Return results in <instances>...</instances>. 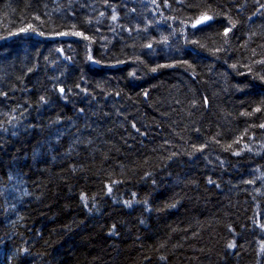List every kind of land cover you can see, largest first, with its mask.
<instances>
[{"label": "trees", "instance_id": "obj_1", "mask_svg": "<svg viewBox=\"0 0 264 264\" xmlns=\"http://www.w3.org/2000/svg\"><path fill=\"white\" fill-rule=\"evenodd\" d=\"M260 61L264 0H0V264H264Z\"/></svg>", "mask_w": 264, "mask_h": 264}, {"label": "snow or ice", "instance_id": "obj_2", "mask_svg": "<svg viewBox=\"0 0 264 264\" xmlns=\"http://www.w3.org/2000/svg\"><path fill=\"white\" fill-rule=\"evenodd\" d=\"M112 19H113V21H115L116 20V16L115 15H113L112 16ZM211 19H213V17L211 16V15H208L207 13H204V14H202L193 24H192V27H196L197 26V24H202V23H205L206 21H209V20H211ZM233 27H234V25H233ZM231 31V28H226L225 29V32H224V35L227 37V35H228V33ZM68 33H61V35H67ZM73 35H77V36H82L83 34L82 33H79V32H73L72 33ZM84 39H88V37L87 36H84L83 37ZM149 47H151V45H149ZM260 63H264V61H260ZM153 71H155V69H153ZM60 92L61 93H63L64 92V89L63 88H61L60 89ZM256 111L257 112H260L261 111V109L260 108H257L256 109ZM260 127L261 128H264V124H260ZM239 141H237V143H238ZM234 154H236V155H239V153L237 152V153H234ZM209 182H211V181H209ZM109 192H111V188H109ZM82 199H84V197H81ZM230 248H232V247H235V245L234 244H229L228 245ZM262 251H264V249H262Z\"/></svg>", "mask_w": 264, "mask_h": 264}, {"label": "water", "instance_id": "obj_3", "mask_svg": "<svg viewBox=\"0 0 264 264\" xmlns=\"http://www.w3.org/2000/svg\"><path fill=\"white\" fill-rule=\"evenodd\" d=\"M97 67H99L98 65H97ZM64 93V92H63Z\"/></svg>", "mask_w": 264, "mask_h": 264}, {"label": "bare ground", "instance_id": "obj_4", "mask_svg": "<svg viewBox=\"0 0 264 264\" xmlns=\"http://www.w3.org/2000/svg\"><path fill=\"white\" fill-rule=\"evenodd\" d=\"M93 62V61H92ZM94 63V62H93ZM97 66V65H96Z\"/></svg>", "mask_w": 264, "mask_h": 264}]
</instances>
